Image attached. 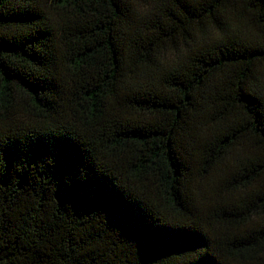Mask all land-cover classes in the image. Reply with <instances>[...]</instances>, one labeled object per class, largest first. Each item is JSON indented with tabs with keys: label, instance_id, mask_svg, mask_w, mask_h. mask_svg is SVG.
<instances>
[{
	"label": "trees",
	"instance_id": "trees-1",
	"mask_svg": "<svg viewBox=\"0 0 264 264\" xmlns=\"http://www.w3.org/2000/svg\"><path fill=\"white\" fill-rule=\"evenodd\" d=\"M0 264H264V0H0Z\"/></svg>",
	"mask_w": 264,
	"mask_h": 264
}]
</instances>
